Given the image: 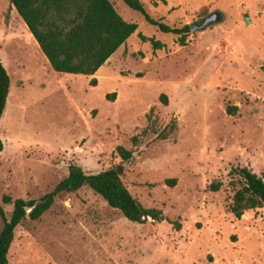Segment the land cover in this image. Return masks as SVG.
<instances>
[{
  "label": "rangeland",
  "instance_id": "rangeland-1",
  "mask_svg": "<svg viewBox=\"0 0 264 264\" xmlns=\"http://www.w3.org/2000/svg\"><path fill=\"white\" fill-rule=\"evenodd\" d=\"M110 1L138 29L83 76L55 72L10 0H0V59L10 76L0 204L9 217L15 199H40L70 164L86 173L120 168L132 197L162 219L132 222L85 186L15 228L9 263L264 264V206L240 218L229 208L241 186L232 169L264 179V0H142L151 18L175 28L222 13L180 35Z\"/></svg>",
  "mask_w": 264,
  "mask_h": 264
},
{
  "label": "trees",
  "instance_id": "trees-1",
  "mask_svg": "<svg viewBox=\"0 0 264 264\" xmlns=\"http://www.w3.org/2000/svg\"><path fill=\"white\" fill-rule=\"evenodd\" d=\"M130 9L141 13L145 20L156 26L160 32L185 34L190 27H171L160 20L151 18L145 11L142 0H122ZM19 16L23 19L32 36L38 43L52 69L57 73L94 76L117 49L133 35L138 25L126 21L115 9L110 0H10ZM149 40L154 48L160 42L138 34ZM183 36V35H182ZM181 39V38H180ZM264 69V68H263ZM96 78L91 83L95 85ZM10 92V76L0 61V118L5 110ZM115 97V94L109 96ZM235 113L236 108H229ZM135 140V139H134ZM3 142L0 139V152ZM117 152L124 161H130L133 154L119 146ZM232 173L241 178V186L236 190L230 211L240 218L244 211L264 206V179L247 167H236ZM175 180L169 181L174 184ZM89 187L100 195L107 204L119 210L132 222H144L147 218L161 220V212L143 207L132 197L120 178V171L110 168L98 173H86L80 166L70 164L68 174L50 192L38 200L13 201V209L8 217L0 204V264H10L8 252L14 238L15 228L25 219L38 220L62 193L75 192ZM218 189V185L212 186ZM9 203L11 198L3 196ZM38 201L37 206L26 214V207Z\"/></svg>",
  "mask_w": 264,
  "mask_h": 264
},
{
  "label": "water",
  "instance_id": "water-1",
  "mask_svg": "<svg viewBox=\"0 0 264 264\" xmlns=\"http://www.w3.org/2000/svg\"><path fill=\"white\" fill-rule=\"evenodd\" d=\"M221 19H222V13L219 11H213L208 16L201 19L200 21L190 24L189 27L191 31H195L198 29H203L214 23H217ZM118 170L121 172L120 168H118ZM37 204H38V201H36L32 206L26 207V214H29L37 206Z\"/></svg>",
  "mask_w": 264,
  "mask_h": 264
},
{
  "label": "crops",
  "instance_id": "crops-1",
  "mask_svg": "<svg viewBox=\"0 0 264 264\" xmlns=\"http://www.w3.org/2000/svg\"><path fill=\"white\" fill-rule=\"evenodd\" d=\"M22 20H23V19H22ZM23 22H24V21H23ZM24 23H25V22H24ZM25 25H26V24H25ZM27 28H28V27H27ZM28 30H29V29H28ZM29 33H30V35H32L30 31H29ZM32 37H33V36H32ZM33 38H34V37H33ZM35 41H36V40H35ZM36 43H37V42H36ZM37 44H38V43H37Z\"/></svg>",
  "mask_w": 264,
  "mask_h": 264
},
{
  "label": "bare ground",
  "instance_id": "bare-ground-1",
  "mask_svg": "<svg viewBox=\"0 0 264 264\" xmlns=\"http://www.w3.org/2000/svg\"><path fill=\"white\" fill-rule=\"evenodd\" d=\"M60 74H62V73H60ZM63 75H70V74H63Z\"/></svg>",
  "mask_w": 264,
  "mask_h": 264
}]
</instances>
